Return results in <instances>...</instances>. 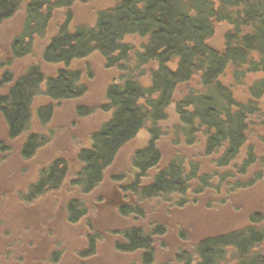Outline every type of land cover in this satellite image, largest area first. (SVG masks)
<instances>
[{"label": "trees", "instance_id": "trees-1", "mask_svg": "<svg viewBox=\"0 0 264 264\" xmlns=\"http://www.w3.org/2000/svg\"><path fill=\"white\" fill-rule=\"evenodd\" d=\"M74 1L77 0H57L56 7L69 8ZM6 4L5 0H0V10H8ZM221 22L229 28L222 47L218 48L209 44V40L215 34L216 24ZM129 36L145 39L140 50L133 52L126 40ZM94 53H100L106 66L115 67L121 75L118 82L108 88L113 116L93 134V146L81 152L82 167L71 178V187L81 194L102 182L104 171L119 148L138 133L147 117L163 116L172 101H184L183 105L176 106L180 115L185 114L184 107L191 108V118L210 124L215 130L210 147L227 143L225 149L229 158H235L247 142L248 122L252 116L258 114L264 118V113L253 102L264 96V0H116L111 7L97 13L94 24L79 26L71 33L61 31L44 51L43 59L52 64L69 65ZM133 61L138 73L152 65L151 84L146 88L142 82L128 81L119 89L124 82L121 79L125 67ZM229 67L234 70L236 82H241L248 74H263L249 88L248 105L239 104L232 86L222 80ZM41 76L39 68L33 69L12 92L13 104L8 117L15 131L27 119L28 104L32 96L39 93ZM76 79L77 72L67 75L61 70L57 80L49 81L44 94L54 99L77 97L87 89L85 86L84 91L75 88ZM194 79L198 81V88L176 98L178 88ZM152 97H157V102L153 103ZM152 107L155 114L149 112ZM259 139L264 143V134ZM34 140L32 137L25 146V157L44 144L41 141L34 145ZM213 140L218 141L215 144ZM249 150L248 163H252L256 158L251 147ZM66 169H60L57 163L50 166L49 172L34 187L36 192L41 193L47 186L59 189L67 175ZM159 183L165 184L164 177H160ZM253 185L238 182L233 190ZM69 209L74 221L84 216L80 201H73ZM123 235L125 241L116 242V249L122 253L143 249L141 264H152L155 250L151 235L134 228ZM95 253L92 246L84 255ZM194 254L197 259L192 261L193 256H186L185 264H264V211L252 212L244 226L203 240Z\"/></svg>", "mask_w": 264, "mask_h": 264}, {"label": "flooded vegetation", "instance_id": "flooded-vegetation-1", "mask_svg": "<svg viewBox=\"0 0 264 264\" xmlns=\"http://www.w3.org/2000/svg\"><path fill=\"white\" fill-rule=\"evenodd\" d=\"M5 2L9 9L6 10V8H3L4 10H0V154L7 155L13 148V145H11L13 141H17L20 158L24 159L22 161L17 159L20 167L25 166L24 161H29L30 163L33 162L35 156L39 155L40 150L50 143V139H48L52 131V129H50V124L54 121L56 106L58 104L69 102L68 105L73 116L74 113H76L80 117H86L92 112V109L87 107L84 104V101H82L86 92H83L81 95L74 98L63 99H54L51 96L44 94V91L47 90L49 81L57 80L61 70H64L67 75H71L72 72H77L78 79L75 80V88H80L81 91H84L85 86L87 89L84 82V71L72 66L73 62L69 65H66L64 62L55 64L58 65V67L56 71L50 75L45 74L40 62L31 63L27 68H23V70H20L18 67V62L20 64L23 59L31 57L35 50L40 48L39 45L43 42L42 39L47 40V38L48 40L45 41V44L43 43L41 47V58L44 63L52 64L43 59L44 51L50 46L51 42L61 34V31L65 30L71 33L79 26H84V23L76 26L72 23L73 5L76 2H84L81 0L74 1L69 8H57V0H5ZM57 10H60L63 13V18L59 23H56L54 20L55 12ZM53 23L56 24V30L55 33L51 35L50 26H52ZM48 33L51 36H49ZM35 68H39L43 75L41 76V81L38 82L39 93L33 95L30 99L27 108V119L24 120L20 129L15 131L13 130L12 123L8 117V113L13 104V101H11L12 92L24 81L26 76H30V73ZM117 82L118 80L111 82L106 88V101L102 108L106 111L109 109L108 112L110 113L108 118L99 128L91 133L90 144L79 149L80 153L77 152L78 159L83 150L92 148L93 134L99 132L112 118L114 108L111 106L107 94L110 85ZM71 85L73 84L71 83ZM37 98H39V101H36ZM249 98L250 92H248V98L246 101H238V103L248 105L250 102L248 101ZM40 99L42 101H40ZM261 99L253 102H255L258 105V108L264 113V105L262 107ZM179 103L183 105L184 101H172L169 105V107L174 105L173 109L176 116V120L172 125L166 124L169 118V107L165 109L163 116L150 115L147 117L145 124L138 133L142 130L146 131L148 140L134 152L129 165L130 173H115L112 178L107 177L108 170L115 165L117 169L122 170L118 157L124 146L132 141L138 133L119 148L113 162L104 171V178L98 186L88 193L81 194L79 191V194L77 195L63 196L59 199L57 214L55 219H53V221L55 220V224L58 225L57 219L66 226H68L67 220L74 223H80L84 220L85 233L83 231L84 236L82 242L84 252L90 249V247L95 246L96 253L92 256L84 255V260L96 256L99 242L104 239V235L100 233L101 231L97 230V223L100 224L103 220L105 225H112V217L115 218V221L118 219L121 220L123 227L119 226V229L113 231L112 234L114 239L112 242L113 244L110 243L109 245L110 249H114L118 255L120 253L133 254L118 251L115 247L116 242L125 241L123 234L128 229L134 228L142 230L145 234H150L152 237V247L155 250V257L152 264H171L173 261L179 264H185L183 260L187 259L186 256H193L192 261H195L197 258L194 251L203 240L235 229L228 228L229 226L225 222L226 226L222 224L220 219L215 215L210 214L207 217L203 216V219H196L195 216L192 217L191 214L194 213V210L189 209L196 207L195 203H198L199 199L204 198L209 190L212 191L211 194L213 198L220 197V200H224L221 198H226L229 195L232 196V193L235 191L246 189L240 188L233 190V185L238 182L246 185L249 183L255 185L263 178L261 170L254 169L252 174H248L249 170L255 165L262 166L264 164V143L259 139V136L264 133L263 116L256 114L250 119L257 120L263 125V130L259 131L257 137L263 146V155H257L254 146L251 144L248 145L247 138V142L237 156L235 158H229L226 156L225 149L227 143H222L217 148L210 147L212 146L211 137L215 133L214 128L202 119L200 120L195 117L191 118V115L189 114V111H193L191 108L184 107L185 114L180 115L176 109V106ZM72 115H69L71 119L73 117ZM250 120L248 122V132L250 128ZM33 122L37 123L38 129L32 128ZM163 127L166 129H163ZM166 131L170 134L168 135L170 136L168 139L170 141L168 142L172 146V155L169 160L164 159L163 150L159 146V143L161 142L160 139L162 136L166 135ZM32 137H35L36 139L34 140V145H39V142L41 141H43L44 144L40 147L37 146L38 148L33 150L34 152L31 156L25 157L24 148ZM217 141L218 140H213L212 142H215L216 144ZM58 147L59 145L57 147L55 146L53 149L51 148L50 153H53ZM250 147L256 158L252 163H248ZM206 159H209L210 164H212L211 169L214 167L216 168V172L203 171L202 165ZM49 160L42 165H36L37 160L35 159L33 164L34 166L36 165L35 176L33 177L34 180L39 182L41 178L49 172V167H52L57 163L59 164L60 169H63L64 167L67 168V175L61 183V187L64 184L67 185L66 182L69 184V180L71 182V179H69L70 171L68 159L62 156L61 153L56 154L55 156L52 155ZM240 170H245V172L238 173ZM160 177H164L165 184L159 183ZM104 182H106V186H108L106 191L104 190L103 192L105 193L106 199L103 201V204L95 202L94 207H96L97 212L96 214H91V206L88 207L85 203V198L90 196L93 192H100L101 189L99 190V188H101ZM157 183H159V185H157ZM4 184L5 182H1L0 177V186ZM226 187L228 188V193L226 192ZM51 188L56 191V188L52 186ZM118 191L121 192L122 195ZM76 200L81 203L84 202V216L74 221L70 216L71 212L69 207L72 202ZM153 202H155L154 208L159 209L153 213L154 215L152 218L156 219L155 222L152 219V221L147 224L148 214L144 207L147 203L151 205ZM157 203H160L159 207ZM100 208H102V212H100ZM18 212H16L14 217H11L10 219L12 223L10 228L15 231L17 229L15 221L18 219ZM47 217L48 214H37L31 211L27 218L23 217V223L25 222L30 227H33L34 223H37V226L39 227L40 222L42 220L46 221L45 219ZM249 217L250 216H248V219ZM47 223L52 224L51 222ZM185 227L189 228L191 232L189 230L186 231ZM197 227L200 228V230H198ZM154 231H156V233L152 235ZM15 236L16 238L20 237L17 235ZM13 238L15 237L11 236V238L5 237L2 240L0 239L2 244V247L0 246V248L1 250H4L5 254L11 252L12 255V252L15 250V252L21 250L17 256H14V258L13 255L10 257V264H36L33 262V247L29 248V255H27L23 252L24 247H22V249L13 248ZM192 238H196V240H193ZM21 241L24 243L26 242L23 240V237H20V242L17 243V247L21 245ZM167 245L171 247L169 252H167V254L165 253L169 259L158 261V247L164 248ZM24 246H26V244ZM142 250L143 249H140L134 253L137 254V260H133L136 263L141 260Z\"/></svg>", "mask_w": 264, "mask_h": 264}, {"label": "rangeland", "instance_id": "rangeland-1", "mask_svg": "<svg viewBox=\"0 0 264 264\" xmlns=\"http://www.w3.org/2000/svg\"><path fill=\"white\" fill-rule=\"evenodd\" d=\"M116 0H90L88 2H76L73 5L72 8V14H73V20L72 23L74 26L78 24L84 25H92L94 24L96 20L97 13L101 10L107 9L111 7ZM55 21L56 23L61 22L63 18V13L60 10H57L55 12ZM229 28V26L225 22L217 23L215 26V34L214 36L209 40V44L221 48L224 42V34L225 31ZM50 34L52 35L55 33L56 30V24H52L50 26ZM49 33L48 35L51 36ZM48 36V37H49ZM48 40V38H47ZM46 39H42L43 42L40 43V48H37L33 55L31 57H28L26 59H23L22 62L19 64L18 67L20 70H23V68H27V66L34 62H40V64L43 67V70L45 74L50 75L53 74L58 65L55 64H47L42 61L41 58V47L42 44H45ZM126 40L132 45L133 52L140 50L141 45L145 42V39H142L138 36H129L126 38ZM36 42V43H39ZM135 61V60H134ZM132 62V64H129L125 67V70L123 72L122 76V85H120L119 89H123L124 86L127 84V82L135 83L138 81L143 83V86L147 88L150 82V69L152 65L148 67H144L143 71L141 73H138V70L136 68L137 64ZM17 63V62H16ZM72 66L79 68L84 71V82L87 86L86 94L84 95V104L92 109V112L89 116L86 117H80L76 113H74V116L71 114V109L69 107V102H63L61 104H58L56 106L55 111V118L54 121L50 124V129H52L50 136L48 139H50V143L42 148L40 150V153L38 156H35L33 162L24 161L25 166L18 165V160H24L20 158V154L18 151V142L13 141L11 145H13V148L8 154H0V177L1 182H5L4 185L0 186V239H4L5 237L11 238V236L15 237L12 239L13 248H18L17 243L20 242V237L16 238L15 235L18 236L17 231L12 230L10 226L12 225L10 219L11 217H14V214L20 210L17 198L16 196L21 193V191L24 189V186L31 182V180H34V174H35V166L37 164H44L47 160H49L52 155L55 156L56 154H61L69 161V179L71 177H74L76 175V172L82 167L81 162L79 161L77 157V152L80 153L79 149L81 147L88 146L90 144V135L91 133L99 128L101 124L108 118L109 116V109L103 110V104L106 101V88L115 80H119L120 73L119 71L114 68H109L106 66L104 59L100 55V53H94L90 55L89 57L78 60L73 62ZM18 69V70H19ZM233 68L229 67L224 76H222V80L224 83L232 86V90L236 96V98L239 101H246L248 98V92L249 87L258 79L262 78V73H252L248 74L244 79L241 80V82H236L234 74H233ZM141 83V84H142ZM150 86V85H149ZM148 86V87H149ZM198 88V81L196 79L192 80L188 84H184L179 87L178 93L181 95L187 92L188 90H195ZM180 94L176 95V98L180 97ZM41 98V97H40ZM157 97H152V102L156 101ZM36 101H39V98L36 99ZM40 101H42L40 99ZM110 101V100H109ZM262 101V107L264 105V96L260 100ZM174 105H171L168 108V121L166 124L172 125L173 122L176 120L175 112H174ZM150 114H155V109L152 107L149 109ZM69 115L73 116L72 119L69 117ZM256 119V118H254ZM264 120V118H263ZM263 125L260 124L257 120H251L250 122V128L248 132V145L251 144L254 146L255 151L257 155H263V146L260 143L258 137L259 131L263 130ZM33 129H38V125L36 122H33L32 125ZM163 129H166L163 127ZM166 135L162 136L160 139L159 146L163 150L164 159L169 160V158L172 155V146L168 142L170 140L168 135H170L167 131L165 132ZM264 134V133H263ZM174 136V133H173ZM148 140L147 132L142 130L138 135L129 143H127L124 148L122 149L120 155H119V163L122 167V170H119L116 168V165L113 168H110L107 172V177H111L115 173H130L129 165L132 160V156L134 152L142 145L146 143ZM59 147L54 150V152L50 153L51 148H55V146ZM199 154V153H198ZM198 156V155H197ZM199 157V156H198ZM37 160L36 165L34 166V161ZM201 159V158H200ZM50 161V160H49ZM212 164H210L209 159H206L202 165L203 171H211L216 172V168H212ZM211 169V170H210ZM261 170V173L263 174V178L258 181L254 186H252L249 189L245 190H238L232 193V196H228L226 198H221L224 200H220V197L213 198L212 191H208L204 198L199 199L198 203H195L196 207H193L194 213L192 214V217L195 216V218L203 219L204 217L211 215H215L218 217L222 224L226 226V224L229 226L228 228H239L241 226H244L248 223V216L254 211H264V164L261 165H255L252 169L249 170L248 174H252L253 170ZM210 173V172H209ZM68 181V180H67ZM107 182V180H106ZM104 182L99 188V191L93 192L90 196H87L85 198V203L89 206H91L90 213L96 214L97 209L94 207V203H101L103 204V201L106 199L104 190L106 191L107 183ZM59 190L50 192V201L44 202V204H47L50 206H55L56 199L54 198V195H57V201H59L60 198L63 196H72L79 194V191L77 188L70 187V180L69 184L66 182ZM111 183V182H110ZM112 184V183H111ZM113 185V184H112ZM226 192L228 191V188L226 187ZM119 192V191H118ZM121 194V192H119ZM228 193V192H227ZM24 194H30V190L25 191ZM122 195V194H121ZM213 198V199H212ZM146 204V203H145ZM58 205V202H57ZM158 207L160 206V203H157ZM145 206V205H144ZM155 202H153L151 205L149 203L146 204L144 207L146 209V213L148 214V223L152 221V219L155 222V218L153 217V213L159 209L154 208ZM45 207V206H43ZM57 207V206H56ZM57 209V208H56ZM100 208V212H102ZM115 209V208H114ZM54 210L52 209L51 213L48 215V217L45 219L47 222L51 221L55 218L56 214L52 215ZM57 212V210H56ZM200 213V214H199ZM150 214V215H149ZM249 214V215H248ZM54 216L53 217H51ZM50 218V219H49ZM98 219V218H97ZM15 224L18 226L20 224V220L16 219ZM119 220V219H118ZM115 221V218H111L112 225H105L103 220L102 222L97 223L96 227L97 230H100L103 235L104 239L99 242L98 251L94 258L90 260H85L88 262V264H127L129 262H132L133 260H137V254H117L114 249H110V243L113 242L114 236L113 231L116 229H119V226L123 227V223L121 220ZM84 221V220H83ZM79 223L78 225L73 226H66L63 224V226H59V236L63 237L62 245L67 249L66 254H71V251H78L80 249V246L83 244V231L84 229V222ZM115 221V222H114ZM206 221V220H205ZM226 224H225V223ZM130 224V221H129ZM198 228V227H197ZM33 229V228H32ZM186 231L189 230V228H186ZM200 230V228H198ZM196 229V231L198 232ZM228 230V229H227ZM27 236L30 237L28 241H33V234L32 230H28ZM185 231V232H186ZM191 232V230H189ZM85 233V231H84ZM31 235V236H30ZM20 236V235H19ZM4 237V238H3ZM57 238V236H56ZM106 239V240H105ZM193 239V238H192ZM193 240H196L194 238ZM29 242V243H30ZM22 244H24L23 241H21ZM113 244V243H112ZM0 246L2 247L1 241ZM171 247L168 245L164 248L158 247L157 249V259L158 261H164L168 260L169 257L166 256L167 252ZM71 250V251H70ZM14 251V250H12ZM16 251V250H15ZM12 252L13 258L14 256H17L20 251L18 252ZM4 250H1L0 248V264H4L6 260L10 261V257H12L11 252L6 253V255L2 254ZM166 253V254H165ZM165 254V255H164ZM70 264H76L75 261H69ZM68 262V263H69ZM141 264V260L138 261L136 264ZM66 264V263H65ZM171 264H179L175 261H173Z\"/></svg>", "mask_w": 264, "mask_h": 264}, {"label": "crops", "instance_id": "crops-1", "mask_svg": "<svg viewBox=\"0 0 264 264\" xmlns=\"http://www.w3.org/2000/svg\"><path fill=\"white\" fill-rule=\"evenodd\" d=\"M37 183V180L28 182L24 186V189L21 191V193L16 196L20 208L18 212V220H20V224H18L16 231L18 233V236L20 235V237H23V240L26 241L24 244L21 243L18 248L22 249V247H24L23 252L29 255V248L33 247V262H35L36 264H70L69 261H75L76 264H88V262L84 260V248L82 245L80 246V249L78 251L70 250L71 254H66L67 249L61 243L63 237L58 235L59 226H63V223H61L58 219V225L55 224V220L53 221L52 218L50 221L52 224H48L46 221L42 220L39 224V227L37 226V223H34L33 227H30L25 222L23 223V217L27 218L28 214H30L31 211L37 214L39 213L49 215L53 209L54 212L52 215L56 213V206L58 202L57 195L53 194L54 198H56V201L55 206H51V210L50 206L44 204V202L46 203L50 201L51 196L49 193L54 192V189L51 188V186H47L43 189L41 193H38L34 188ZM27 190H30V194L28 195L24 194ZM57 190L58 189H56V191ZM82 206L84 207V202L82 203ZM52 215L51 217L54 218V216ZM67 222L68 225L71 226L79 224L69 222V220H67ZM28 230H32L33 232V234H31L33 236V241L31 242L28 241V239L30 238L27 236V232H29ZM25 244L26 246H24ZM2 254L6 255L4 252ZM11 260L13 261L12 258ZM86 260H90V258ZM10 262L11 261L6 260L4 264H10Z\"/></svg>", "mask_w": 264, "mask_h": 264}]
</instances>
